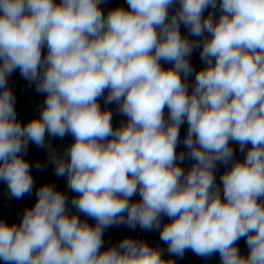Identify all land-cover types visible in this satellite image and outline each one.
Returning a JSON list of instances; mask_svg holds the SVG:
<instances>
[{"label": "clouds", "instance_id": "clouds-1", "mask_svg": "<svg viewBox=\"0 0 264 264\" xmlns=\"http://www.w3.org/2000/svg\"><path fill=\"white\" fill-rule=\"evenodd\" d=\"M105 2L0 0V180L16 199L31 194L24 154L32 142L67 177L77 194L72 207L95 220L69 214L67 195L44 184L19 224L0 220V260L175 264L131 237L102 250L106 228L138 224L159 230L179 257L191 249L205 258L219 253L220 264H264V0H126L127 9L107 14ZM181 24L195 39L181 34ZM197 48L205 66L189 92ZM17 69L46 93L40 116L26 124L8 87ZM101 98L116 103L127 122L114 128ZM185 120L186 151L177 153ZM67 134L74 142L57 154L46 136ZM230 142L243 161L234 160ZM218 162L231 163L222 190ZM162 216L169 218L163 227Z\"/></svg>", "mask_w": 264, "mask_h": 264}]
</instances>
